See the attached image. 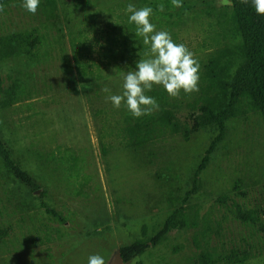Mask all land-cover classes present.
I'll return each mask as SVG.
<instances>
[{
    "label": "rangeland",
    "instance_id": "1",
    "mask_svg": "<svg viewBox=\"0 0 264 264\" xmlns=\"http://www.w3.org/2000/svg\"><path fill=\"white\" fill-rule=\"evenodd\" d=\"M57 2L56 17L51 19L41 5L35 14L21 4L0 7V35L38 29L45 39L35 58L0 63L5 87L14 81L22 85L13 106H0V135L14 159L40 186L37 191L27 188L0 159V230L9 231L0 244V264H87L92 254H100L109 264L120 248L142 237L144 226L148 238L161 229L192 191L195 171L218 135L216 129H208L193 134L189 141L168 135L143 150L121 148L120 131L133 117L123 104L114 108L106 102L100 89L108 87L112 94H119L128 70L119 72L114 64L102 63L101 79L81 77L73 33L98 38L99 44L93 41L88 53L102 62L112 15L122 22L119 16L129 2L136 8L150 6L155 30H166L173 41L185 44L200 64L198 91L170 97L154 85L146 93L182 120L192 112L209 59L240 43L223 26L231 15V0H217L213 10L200 0H183L180 8L173 7L171 0ZM161 5L162 12L158 10ZM243 110L227 122L226 139L201 173L199 191L185 204L198 216L199 228L173 232L165 243L127 264H193L205 246L218 254L248 251L252 257L245 264H264V217L260 214L264 208V122L249 106ZM104 126L113 143L107 155L101 148ZM65 149L81 159L75 171L67 170L59 159L60 150ZM43 204L60 212L66 223L49 215ZM236 204L256 212L257 223L240 221ZM205 225L212 229L208 243L200 234ZM47 228L55 235L49 248L39 239ZM196 236L201 248L194 243Z\"/></svg>",
    "mask_w": 264,
    "mask_h": 264
},
{
    "label": "trees",
    "instance_id": "2",
    "mask_svg": "<svg viewBox=\"0 0 264 264\" xmlns=\"http://www.w3.org/2000/svg\"><path fill=\"white\" fill-rule=\"evenodd\" d=\"M200 1L213 10L217 0ZM231 2V15L225 20L223 26L225 32H233L240 43L209 59L201 76L199 94L188 117L182 120L174 110L158 104V110L151 115L133 117V122L125 125L120 131L121 138L118 144L129 151L146 149L168 135L181 136L185 141H189L195 133L208 129L218 131L201 165L195 171L192 191L181 199V205L171 212L161 229L148 238L147 227L144 226L140 239L120 248L125 264L142 256L150 248L165 243L173 232L199 228L198 216L192 215L185 204L190 196L199 191L201 173L207 169L212 155L226 139L227 122L245 112L244 106H249L252 110L259 112L264 122V16L256 15L250 3H246L245 0H231ZM13 4H21V0H0L1 8ZM39 5L48 19L56 17L57 0H40ZM119 17L122 22L115 21L114 15L109 22L108 32H106V58H103L102 62H96L89 57L88 53L93 41L99 44L100 40L92 39L81 32L73 33L72 41L78 65L77 72L81 77L90 76L101 79L103 64L107 66L114 64L116 70L122 72L135 69V63L140 58H148L146 55L148 46L143 44L142 37L134 34L135 26L128 23L127 14L124 13ZM44 40V35L38 29L0 35V63L19 57L35 58ZM85 59L93 63H88L84 61ZM21 88L20 81H14L10 87L6 88L4 79L0 76V106L2 108L13 106L19 99ZM160 96L164 98L163 93H160ZM107 130L105 126L101 130V148L104 155L109 154L113 149V143L108 139ZM59 154V159L67 165V170L75 171L80 166L81 159L70 149L60 150ZM0 159L17 181L30 190L40 189L37 181L14 159L11 148L1 135ZM220 202L225 203V199H220ZM43 205L49 215L62 224L66 223L67 219L60 212L48 207L47 204ZM260 214L264 217V208ZM236 216L246 224H256L259 219L256 212L248 211L238 204H236ZM210 232H212L211 227L205 225L200 233L206 243L211 236ZM8 236V229L0 230V244H4ZM54 238L52 230L47 228L39 236L40 244L49 248ZM194 243L201 248V240L197 236ZM180 249V246L177 247L175 252H179ZM251 257L248 251L232 250L227 254H218L205 246L204 250L196 255L193 264H245Z\"/></svg>",
    "mask_w": 264,
    "mask_h": 264
},
{
    "label": "clouds",
    "instance_id": "3",
    "mask_svg": "<svg viewBox=\"0 0 264 264\" xmlns=\"http://www.w3.org/2000/svg\"><path fill=\"white\" fill-rule=\"evenodd\" d=\"M250 3L255 14L264 16V0H245ZM40 0H21V7L29 14H35ZM175 8L182 7L183 0H171ZM163 11V5L158 9ZM127 21L135 26V35L142 37L148 46V58H140L135 69H129L122 78L121 91L112 94L108 87L100 90L105 93V101L114 108L121 105L134 118L151 115L159 105L154 97L146 95L154 85L161 86L170 96L176 97L181 92L188 94L198 91L200 64L194 54L183 43L173 41L166 30H155L150 21L153 9L150 6L136 8L129 2L125 9ZM87 264H105L104 257L92 254Z\"/></svg>",
    "mask_w": 264,
    "mask_h": 264
},
{
    "label": "water",
    "instance_id": "4",
    "mask_svg": "<svg viewBox=\"0 0 264 264\" xmlns=\"http://www.w3.org/2000/svg\"><path fill=\"white\" fill-rule=\"evenodd\" d=\"M109 264H125L122 258L120 250H118L113 256L111 262Z\"/></svg>",
    "mask_w": 264,
    "mask_h": 264
}]
</instances>
